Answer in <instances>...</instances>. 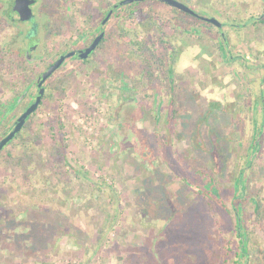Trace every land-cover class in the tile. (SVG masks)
Instances as JSON below:
<instances>
[{
  "label": "rangeland",
  "instance_id": "rangeland-1",
  "mask_svg": "<svg viewBox=\"0 0 264 264\" xmlns=\"http://www.w3.org/2000/svg\"><path fill=\"white\" fill-rule=\"evenodd\" d=\"M179 1L243 26L196 34L193 19L142 1L125 7L139 17L123 39L53 77L0 153V264H264V25L250 22L264 0ZM1 24L0 51L15 46L0 53V140L53 57L27 62Z\"/></svg>",
  "mask_w": 264,
  "mask_h": 264
},
{
  "label": "flooded vegetation",
  "instance_id": "flooded-vegetation-1",
  "mask_svg": "<svg viewBox=\"0 0 264 264\" xmlns=\"http://www.w3.org/2000/svg\"><path fill=\"white\" fill-rule=\"evenodd\" d=\"M23 1L26 2L27 6V8L24 10L20 9L21 5L24 4H22V2L18 4L17 0H0L1 25H9L11 28L17 29L18 33L16 34V38H21L22 40V47L17 55L21 56L29 63H41V61L45 59L46 56H35V54L39 51H46V53H50V56L53 57L51 59L48 58V63L46 64L43 71H41L36 77L35 82L29 84V87L33 85V90L31 89L24 98V108L13 118L11 117V119L14 120V123L9 128V132H11L15 127L17 119L36 101L39 95L38 84L42 79V75L57 60L69 53H75L73 57L67 58L60 68L43 85L45 93L42 98L41 105L48 97L47 92L50 89V80L53 77L55 78L58 73L70 75L73 72L71 68L77 69V67L80 68L81 65L90 64L93 61L94 56H96L98 53H101V49L107 45V42L113 40V38L115 40H118L119 38L123 39L121 35H125L126 32L127 16L135 11L132 10L128 12V10L125 8L126 6H122L113 10V7L121 1L112 3L111 0H103V2L96 4V6L94 4L95 2L90 3L89 0L84 2L83 0H79L78 2L70 0H42V5L40 3L41 0ZM183 4L187 5L197 14H199L198 10H195V8H193L191 5L186 3ZM133 5H139V2L127 6ZM172 8L177 11L178 15L184 17L185 19L190 18L194 20L193 24L189 25L190 28L188 30L196 34L201 33V31L197 29L200 27L204 30L218 33L219 37L222 39L223 36L227 37L228 35V31H225L226 29L223 27L233 26L235 28L243 26L242 24L237 23H224L213 16L205 17L216 19L219 23H221V27H218L217 25L205 21L200 17L193 16L175 7ZM27 11H30L29 14ZM201 17L204 16L201 15ZM250 20V22H252V26L255 28L259 25H264V10L262 11L261 15L252 16ZM54 24L59 26V30L55 34H49L48 31L50 30V27L54 26ZM99 37L102 38L100 39L96 49L86 59H80V53L82 51H86ZM7 43V47H2L0 51L1 54H13L12 50H14L13 47L15 46V41H7ZM74 62H78L80 66L73 65ZM173 74L174 73L171 72V69L167 71L165 74L167 78L165 79L163 77L165 80H163L162 85L167 84L169 89H174L176 82L173 79ZM16 101L17 99L12 100L10 105L13 106ZM3 111L4 110H0V123L2 124L4 123L6 117ZM4 125L5 129H7L9 124ZM6 135H3V138ZM204 192L208 195H213L214 192L218 193V191L215 190L211 194L206 188L204 189Z\"/></svg>",
  "mask_w": 264,
  "mask_h": 264
},
{
  "label": "water",
  "instance_id": "water-1",
  "mask_svg": "<svg viewBox=\"0 0 264 264\" xmlns=\"http://www.w3.org/2000/svg\"><path fill=\"white\" fill-rule=\"evenodd\" d=\"M142 1H146V0H123L121 2H119L117 5H115L113 7V10L122 6H127V5H131L133 3L136 2H142ZM163 2H165L166 4H168L171 7H175L178 8L186 13H189L193 16L196 17H200L205 21H208L212 24L217 25L218 27H221V23H219L216 19L214 18H205V17H201L199 14H197L193 9H191L190 7H188L187 5L177 1V0H161ZM18 4L20 2H22L23 5H21L22 10L26 9V2L23 0H17ZM112 10V12H113ZM30 11H27V13L29 14ZM110 17V15H109ZM108 17V18H109ZM107 18V19H108ZM102 37H99L86 51H82L80 53L79 58L80 59H86L97 47V45L99 44V41ZM75 55L74 52L69 53L63 57H61L59 60H57L43 75H42V79L38 84V88H39V95L36 99V101L17 119L16 121V125L13 128V130L11 132H9L3 139L0 140V153L2 152V150L4 148H6L15 138L16 136L23 130L26 121L36 112V110L40 107L41 102H42V98L44 96L45 93V89L43 87V85L45 84V82L60 68V66L65 62V60L67 58H71ZM25 97V95H23L22 97L18 98L16 103L12 106L11 110H14L23 100V98Z\"/></svg>",
  "mask_w": 264,
  "mask_h": 264
},
{
  "label": "trees",
  "instance_id": "trees-1",
  "mask_svg": "<svg viewBox=\"0 0 264 264\" xmlns=\"http://www.w3.org/2000/svg\"><path fill=\"white\" fill-rule=\"evenodd\" d=\"M130 16H135L136 18H138L139 17V13H138V11H133L131 14H129ZM132 33L134 34V37H132V40H131V43L133 44V45H137V47H138V50H140V52H142L143 54H141V55H143V56H145L144 54V51H146V45L144 44V43H138L137 42V40H138V33L137 32H135V31H132ZM122 36V38L124 37V35L122 34L121 35ZM116 43L117 42H112L111 44H112V46H115L116 45ZM110 46V45H109ZM107 48V47H106ZM110 48V47H109ZM223 48V47H222ZM163 63L161 62V65H162ZM150 67V66H149ZM44 102H45V100L43 101V103H42V105L44 104ZM39 110V108L36 110V112L27 120V122H26V124L28 123V122H30V121H32V119L34 118V116L36 115V113H37V111ZM5 116H6V114H5ZM0 118H1V116H0ZM26 126V125H25ZM25 126H24V128H25ZM23 128V129H24ZM21 133V132H20ZM20 133L16 136V138L14 139V140H16L17 138H18V136L20 135ZM3 135H6V134H3ZM14 140L10 143V144H12L13 142H14ZM9 144V145H10ZM255 147H256V145H255ZM59 158L61 159V160H63V158H64V155L62 154V152L60 151V153H59ZM246 194H247V189H246V192H245V194H244V196H246ZM236 212H237V214L239 215V214H242L241 213V210L239 209V207H237L236 206ZM241 226V225H240ZM240 235H242V232L241 233H239ZM243 256V255H242ZM245 257V256H244ZM248 257L246 258V260H245V264H248Z\"/></svg>",
  "mask_w": 264,
  "mask_h": 264
}]
</instances>
